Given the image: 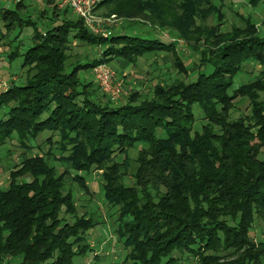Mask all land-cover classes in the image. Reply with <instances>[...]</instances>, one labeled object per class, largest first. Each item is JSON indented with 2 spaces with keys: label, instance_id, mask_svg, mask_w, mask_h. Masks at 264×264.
<instances>
[{
  "label": "trees",
  "instance_id": "16d2710c",
  "mask_svg": "<svg viewBox=\"0 0 264 264\" xmlns=\"http://www.w3.org/2000/svg\"><path fill=\"white\" fill-rule=\"evenodd\" d=\"M223 1L101 0L97 5L108 17L169 32L176 39L168 42L128 26L112 28L106 38L93 35L70 10L46 1L51 22L45 31L34 29L33 46L22 60L26 80H12L6 92L0 91V148L14 136L31 148L28 142L49 132L59 137L56 147L65 156L58 160L68 168L57 174L45 155H38L9 173L8 188L0 191V264L14 259L18 264H73L75 257L92 252L86 235L100 223L77 215L67 188L71 181L88 192L82 174L92 170L100 174L104 202L116 209L114 233L130 250L125 262L178 264L175 254H189L195 264H264V162L257 158L264 147L259 99L264 95V37L249 19L242 28L220 32ZM24 8L20 0L16 10L0 9L6 32L0 31V42L17 25H34L21 19ZM60 15V22L52 24ZM211 16L216 26L207 25ZM70 37L104 50L98 59L76 63L67 72ZM177 39L198 58L193 76L177 53ZM158 52L172 53L175 67L188 79L155 84L151 99L137 103L134 93L124 104H114L97 95L93 81L79 79L81 71L99 64H133ZM8 53L10 62L18 56L17 49ZM248 63L263 71L235 89L234 79ZM237 99H246L251 113L231 120ZM194 107L204 120L200 131L193 127ZM135 149L131 160L128 154ZM25 177L29 180H20ZM255 223L262 230L258 242L251 237Z\"/></svg>",
  "mask_w": 264,
  "mask_h": 264
},
{
  "label": "rangeland",
  "instance_id": "374dc122",
  "mask_svg": "<svg viewBox=\"0 0 264 264\" xmlns=\"http://www.w3.org/2000/svg\"><path fill=\"white\" fill-rule=\"evenodd\" d=\"M27 5L22 11H20V17L23 21H32L34 25L16 26L11 32L7 33L3 37V41L0 42V82L8 84L11 77H17L18 82L16 84H22L27 77V69L23 70L22 60L25 53L33 46L31 41L34 29L37 31H45L49 27L51 19L52 9L49 6L43 5L44 1L41 0H25ZM16 4L0 3V9L16 10ZM223 13V20L218 27L220 32L225 33L230 31L234 27H244L246 19L251 20L257 27L260 37H264V0L260 3L252 4L251 0H224L220 5ZM106 10L100 8L96 12V16L101 19H108L107 25L104 29L111 30L112 28H128L135 29L142 34L150 32L151 35L158 37L163 41H170L174 38L167 31H161L151 28L145 22L142 21H123L119 19H112L106 16ZM1 14V13H0ZM63 16L60 15L57 18L59 23ZM65 18L71 20L73 18L71 14L66 15ZM209 26H216L217 20L214 17L208 18L206 21ZM1 34L5 35V29L3 22L0 20ZM150 34L144 35L145 38H151ZM74 35L71 34V37ZM70 37V44L68 46V61L67 67L69 72L76 63L86 64L91 63L93 60L98 59L104 50L101 46H87L81 42L75 41ZM177 42V53L180 54L181 62L187 67L190 75L193 76L194 62H197V56L193 55L188 45L182 40H175ZM5 45H1V44ZM7 45V46H6ZM17 49L18 56L9 61L7 56L9 50L15 51ZM174 55L168 52H158L153 54H146L138 58L133 64H127L129 67L128 72L120 73L115 67L113 62H110L108 66L116 73V77L122 82L123 91L118 101L115 104H124L131 94L137 93L139 95V103L145 99L152 98V87L155 84L169 85L177 80H187V76L177 69L174 64ZM263 71L259 65L255 63H248L244 66L242 73L238 74L234 79V88L245 84H250L259 75L260 71ZM92 72L81 71L79 73V79L81 82L90 83L94 82ZM97 86V85H96ZM97 95L102 97L100 90H97ZM104 98V97H103ZM260 101L264 103V95L260 94ZM106 100V99H105ZM193 113L195 117L194 130L200 131L201 125L204 123L202 113L199 108L194 107ZM251 111L246 99H237L234 102V109L230 112V119L235 120L240 117L250 115ZM3 113H0V117ZM47 117L44 115L43 119ZM48 138H52L48 143ZM59 137L52 135L49 132H44L39 137L28 142L31 148H24L16 139V136L7 140L5 146L0 148V191H4L9 185V173L15 170V166L20 164L24 159L45 155L46 161L50 166L55 167L57 174L62 172L68 165L63 164L58 160L61 156H65L60 153L56 147ZM138 149L130 150L128 156L129 159L134 160L137 157ZM258 160L264 162V147L258 152ZM122 158L118 161L121 162ZM131 166L134 167V164ZM72 174H76L73 173ZM86 178V185L88 192L79 189L76 184L71 181L67 182V188L72 190L74 199L76 200L77 215L81 216L87 214L91 216L95 221L100 224L92 228L86 235V242L90 245L92 252L87 253L83 257H75L73 264H131V262H125L126 256L130 250L123 248L121 242L114 233V225L116 220V209L110 208L103 199L102 180L100 174L96 170H92L89 174H82ZM20 180H29L28 177L21 178ZM127 185L131 184L130 179H126ZM67 220L72 222V218L68 217ZM251 237L255 241L262 239L261 226L255 223ZM93 253H97L94 256ZM178 259V264H195L196 260L185 255H174ZM6 264V263H5ZM9 264H18L16 259L10 261Z\"/></svg>",
  "mask_w": 264,
  "mask_h": 264
},
{
  "label": "built area",
  "instance_id": "2783aa9c",
  "mask_svg": "<svg viewBox=\"0 0 264 264\" xmlns=\"http://www.w3.org/2000/svg\"><path fill=\"white\" fill-rule=\"evenodd\" d=\"M53 1L56 9H68L72 15L81 19L86 29L93 35L106 38L110 35V31L104 29L107 25L108 19H101L96 16V8L101 0H41ZM20 0H0V3L17 4ZM115 19L114 16L111 17ZM92 75L95 79L97 88L100 90L106 101L116 103L122 94V82L116 77V73L107 64H99L92 69ZM9 85L0 82V89L5 91Z\"/></svg>",
  "mask_w": 264,
  "mask_h": 264
},
{
  "label": "crops",
  "instance_id": "0c3cea01",
  "mask_svg": "<svg viewBox=\"0 0 264 264\" xmlns=\"http://www.w3.org/2000/svg\"><path fill=\"white\" fill-rule=\"evenodd\" d=\"M24 1H25V0H24ZM24 5L27 6V5L25 4V2H24ZM43 5L49 6V5H47L46 1L43 2ZM49 7H50V6H49ZM0 47H1V46H0ZM112 62H113V64L115 65V67L119 70L120 73H122V72H128V71H129V67H130V66L127 67L126 62H123L122 60H113ZM12 80L18 82L17 77H11L10 81L8 82V84H10V82H11ZM0 91H1V89H0ZM87 244H88V243H87ZM93 254H94V256L97 255V253H93Z\"/></svg>",
  "mask_w": 264,
  "mask_h": 264
}]
</instances>
